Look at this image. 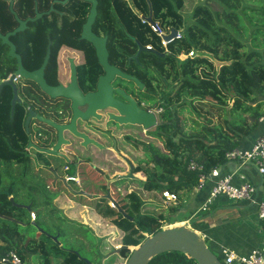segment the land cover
<instances>
[{"label": "trees", "instance_id": "obj_1", "mask_svg": "<svg viewBox=\"0 0 264 264\" xmlns=\"http://www.w3.org/2000/svg\"><path fill=\"white\" fill-rule=\"evenodd\" d=\"M36 1L38 8L49 7L50 0ZM203 1L192 9L190 23L184 26L179 12L182 0H96L97 15L91 29L96 35L107 37L109 61L126 72L133 69L147 88V100L158 102L164 109L151 133L162 144L155 147L148 143L144 147L146 158L135 160L145 180L132 179L142 194H155L163 200L164 192L173 194L178 202L185 200L197 185V173L188 171V164L202 165L205 174L220 167L227 161L226 154L238 148L264 116V0ZM33 4L34 0H15L21 18L32 15ZM70 6L83 20L88 4L72 0ZM139 16H150L166 32L180 31L181 37L164 48L150 28L141 24ZM244 18L253 26L250 32ZM11 23L14 21L0 0V25L9 30ZM138 45L151 46L152 50L137 52ZM192 50L196 57L179 59ZM1 121L0 258L13 251L22 262L33 260L32 264H112L116 256L122 258L118 264H125L131 253L127 246H137L144 235L161 230V223L172 218L180 207H169V218H161L162 206L152 202L146 208L158 215H139L131 210L136 203H123L124 198L133 196L117 192L118 206L107 208L116 212L120 202L128 209L124 214L136 223L137 240L124 242L126 246L114 250L116 256L112 258H106L111 252L104 255L94 251L90 238H86L87 248L81 243L77 249L63 247L51 238L56 236L58 241L68 237L64 219L50 204L57 195V189L49 184L55 175L38 170L36 178L31 177L35 174H29L22 153L26 135L21 125ZM2 133H7V137ZM23 199L31 203L28 209L21 206ZM31 212L36 215L33 222L29 220ZM113 219L116 220L110 217ZM35 230L38 236L34 235ZM82 250L89 251L92 258L82 255ZM148 264L196 262L179 252H165Z\"/></svg>", "mask_w": 264, "mask_h": 264}, {"label": "flooded vegetation", "instance_id": "obj_2", "mask_svg": "<svg viewBox=\"0 0 264 264\" xmlns=\"http://www.w3.org/2000/svg\"><path fill=\"white\" fill-rule=\"evenodd\" d=\"M1 1L14 21L9 30L0 25L1 36L19 26L16 18L24 21L34 18L37 13L41 14L36 21L27 22L22 32L8 37V42L13 46L12 55L10 46L0 39V121L4 119L1 124L21 125L26 135L22 153L29 165V174H35L38 170L53 173L54 180L58 183V186L53 185L57 194H64L69 201L78 205L115 208L118 206L117 192L133 196L123 200L128 205L133 204L135 195L121 189L125 187L124 182H118L128 174L134 176L133 171L131 172L134 166L129 158L132 156L130 150H135L140 142L141 145L145 143L144 137H147L148 129L138 124H119L110 117L118 116L117 109L109 105L100 109L92 108L93 115L88 114L86 119L78 115L72 123L74 107L80 113H84L88 107V103H78L77 94L80 93L82 98L94 95L97 92L98 78L104 74L93 46L80 39L81 26L90 4L87 3L83 22L77 26L73 18L79 17L70 6L72 0L66 3H62L64 0H50L47 9L38 8L37 1L34 0L32 15L25 18L19 16V9L14 10L17 8L15 0ZM56 4L60 6L55 7ZM65 7L71 9L70 20L64 18L61 11ZM142 48L145 47L138 45L137 52ZM15 56L19 58L20 66ZM46 56L42 79L50 87L67 89L71 97L50 96L34 79L21 74L22 71L38 72ZM107 61L111 67L134 77L141 87L137 82L115 74L108 83L110 89L104 98L125 106L127 114L132 112L133 107L136 111L153 114L156 128L160 122V117L156 114L158 102L150 103L147 100V88L140 77L133 69L126 72L119 65L110 62L108 57ZM102 99L97 102L100 103ZM6 134L2 133L3 137L6 138ZM123 166H127L128 170L124 171ZM31 177L36 178V174ZM31 177L26 178L28 182ZM22 201L24 203L21 206L28 209L31 203L24 199ZM50 204L52 205L51 201Z\"/></svg>", "mask_w": 264, "mask_h": 264}, {"label": "water", "instance_id": "obj_3", "mask_svg": "<svg viewBox=\"0 0 264 264\" xmlns=\"http://www.w3.org/2000/svg\"><path fill=\"white\" fill-rule=\"evenodd\" d=\"M67 1L68 0H64L62 3H66ZM81 1L89 3L90 8L86 16L85 22L81 26L80 39L87 41L93 46L96 58L99 64L102 66L104 74L98 78L96 84L97 92L94 95H87L86 97L82 98L80 93L77 94L76 98L78 100V103H80L81 105L88 103V107L84 113L78 112L74 107V118L72 120V123L74 122V119L78 115L81 116L83 119H86L87 115L90 113L93 115L94 112H92V108L100 109L103 108L105 105H109L117 109L119 113L118 116L110 115V117L113 118L119 124H125V123L138 124V125H143L144 129H150L156 126L155 116L153 114L151 113L147 114L142 111H136L134 107L132 109V112L130 114H127L124 111V109H126L125 106H120L114 102H109L108 99L104 98L107 96L108 89H110L108 83L109 81H111V79L114 77L115 74H117L122 78L130 79L137 82V84L140 87L141 85L134 77L125 75L122 72H120L118 69L111 67L108 64L107 61L108 52L106 49L107 37L97 36L92 32L91 29V26L97 15V2L96 0H81ZM40 17L41 14L37 13L34 18H27L26 20L21 21L17 19L15 16L17 22L19 23V26L15 30H13L8 34H5L4 36L0 35V39L2 43H6L10 46L11 55L13 52V46L8 42V37L13 36L19 32H22L26 28L27 22H34ZM146 19L151 25H153L150 16H148ZM175 35H176V30L171 29L169 34L167 36H164L163 39L170 40L173 37H175ZM143 50L149 51V49L147 48H142L141 50H139V52ZM15 57L18 59V63H19V58L17 56ZM46 60H47V56L45 58L44 64L38 70V72L24 73L22 71L21 74L27 78L34 79L41 87V89L50 96L71 97V95L68 94L67 89H63L60 86L50 87L46 85V83L42 79V69L45 65ZM9 82L11 81H8V83ZM14 99L12 101V105L14 103ZM99 99H102L100 103L97 102ZM90 101L93 102L91 103ZM70 128L72 129V125H70ZM58 129H60V127H58ZM130 167L132 168L131 165ZM125 177L131 179L134 178L132 174H128ZM165 252H179L194 260L196 264H222L221 260L208 248L204 239L197 232H195L189 226H187V224H178V225L165 227L153 233L152 235L145 237V239L140 244H138L136 247H134L131 250L129 257L125 261V264H148L153 257Z\"/></svg>", "mask_w": 264, "mask_h": 264}, {"label": "rangeland", "instance_id": "obj_4", "mask_svg": "<svg viewBox=\"0 0 264 264\" xmlns=\"http://www.w3.org/2000/svg\"><path fill=\"white\" fill-rule=\"evenodd\" d=\"M183 1V6L179 10L180 14L183 15L184 17V26L190 23V14L192 9L199 3L204 2L203 0H182ZM176 3V2H175ZM15 11H18V8H14ZM61 11L64 13V18L70 20L72 19V14H71V9L69 7L62 8ZM86 13H87V8H86ZM245 19V18H244ZM254 19V18H253ZM73 20L76 22V25H80L83 20L80 18H73ZM255 20V19H254ZM254 22V21H253ZM244 25L246 26L248 32L251 31L253 26H251L247 20H244ZM259 42H260V35H259ZM247 44L249 45V41L247 40ZM188 122V119L186 120ZM154 127L148 129V135L145 138L144 137V142L139 143V145L136 146L135 150H130L132 156L130 160L132 161V165L134 166V169L131 170L133 171L134 174V179H137L139 181H144L145 176L139 171V163L136 162V160H144L146 157L144 156L145 149L144 147L147 146L148 143H150L152 146H159L162 144V141L160 139L153 138L151 136V133L154 131ZM163 149V147H162ZM136 158V160H135ZM143 164H145L143 162ZM152 167L153 165H149ZM108 167V166H106ZM124 171L128 170V167L123 166ZM130 170V169H129ZM50 182L52 181L53 185L58 186V183H56L55 180L49 179ZM94 182V181H93ZM125 187H122L121 189L124 188V190H128L130 193H133L136 197V200L133 201V203H136L131 207L132 211H138L137 213L139 215H148L155 218V216L158 215V212H155L154 210H151V208H146V205L149 203H157L156 205L162 206V209L159 211V215H161V218H169L167 215L168 213V208L173 206L172 202L165 203L163 202V199L160 198L159 196L153 194V195H146L142 194L140 192L139 186H135L136 183L131 180V178H125L122 179L121 182H118L123 184ZM134 183V185H130V183ZM95 184V183H94ZM52 202V207H54L57 211V213L60 215L61 218L64 219L65 226H66V232L68 234V237L60 238V240H56V236H51V238L58 242L61 246L63 247H73L74 249H77L80 243L85 246L86 248L88 247L87 244V239L90 238L92 240L93 244V250L96 251L97 253H100L101 251L103 254H107L108 252H111L108 257L106 258H112L113 255L116 256V252L114 250H118L121 246H126L124 242L126 241H132L134 239L137 240V236H135L136 231L134 230L136 227V223L132 222L129 220L130 218L124 214L125 211L128 212V209L122 205L119 202V208L116 209V212L114 210H111L107 208V206H96L95 207H87L84 205H78L76 203H73L67 199V197L62 194L58 193L53 199H51ZM119 210V211H118ZM119 212L121 214H119ZM125 215V216H124ZM36 215L35 213L31 212L29 214V220L30 222H33L35 219ZM110 217L115 218L117 221H120L118 225L121 226L118 227L116 220H110ZM181 217L186 218V211H185V204L181 207H178L176 212L173 214V217L170 219L165 220L161 224L163 225V228H165V224H167L169 221H173L174 219H180ZM169 227V226H166ZM34 235H37V230L34 231ZM147 237V235H144ZM72 238H75L74 241ZM78 241H77V240ZM101 239V240H100ZM124 243V244H123ZM123 244V245H122ZM136 246L129 247L127 246L128 250H132ZM82 255H84L87 258H92V255L89 254V251L87 250H82L80 251ZM218 255V254H216ZM107 260V259H106ZM122 258L117 257L114 260V263L112 264H118L121 262ZM32 261L27 262V264H32ZM106 262V261H105Z\"/></svg>", "mask_w": 264, "mask_h": 264}, {"label": "crops", "instance_id": "obj_5", "mask_svg": "<svg viewBox=\"0 0 264 264\" xmlns=\"http://www.w3.org/2000/svg\"><path fill=\"white\" fill-rule=\"evenodd\" d=\"M259 120L258 127L251 134L244 137L238 148L248 150L260 134L264 132V116ZM220 176H230L231 184L241 185L244 181L254 187L255 192L249 200L236 201L223 194L212 198L204 211L201 205L208 199L213 179H207L200 189L193 188L185 200L172 202L173 205L185 204L186 218L174 219L164 226L187 224L205 241L208 248L221 258V249H228L235 254L247 255L259 248L263 239V222L257 217L256 202L260 199L263 182L253 163H240L227 160L218 167ZM241 177L244 179L241 180ZM163 228V227H162Z\"/></svg>", "mask_w": 264, "mask_h": 264}, {"label": "built area", "instance_id": "obj_6", "mask_svg": "<svg viewBox=\"0 0 264 264\" xmlns=\"http://www.w3.org/2000/svg\"><path fill=\"white\" fill-rule=\"evenodd\" d=\"M140 22L143 25H147L150 30L160 39V44L162 47H166L168 43L179 39L181 37V32L176 31L175 37L170 40H164L163 37L167 36L169 32H166L160 25L153 21L151 25L146 18L139 16ZM145 48L151 49V46H146ZM197 53L192 50L186 55L179 56V59L193 58L196 57ZM164 113V109L159 107L156 109V114L160 117ZM260 120H262L260 118ZM227 160H235L240 163H253L255 169L263 182V189L260 199L256 202L257 205V217L264 224V132L260 134L252 144L251 148L248 150L234 149L226 154ZM187 170L197 173V185L196 189H200L207 179H213L214 185L211 188L208 199L201 205L200 210L204 211L207 205L211 203L212 198L219 194H223L229 199L236 201L249 200L255 192L253 186L247 182H243L239 186H235L230 182V176H220L218 167L210 170L209 173L205 174L203 172V167L196 162H190L187 166ZM244 178L241 177V180ZM163 202H175L176 197L173 194L167 192L163 193ZM222 264H264V225H263V239L259 248L252 250L247 255L235 254L233 251L228 249H221V258H219ZM0 264H27L21 261L19 256L13 252L9 251L4 256L0 258Z\"/></svg>", "mask_w": 264, "mask_h": 264}]
</instances>
